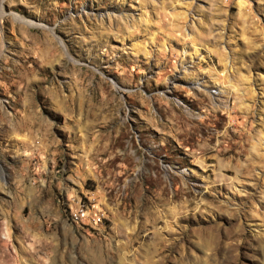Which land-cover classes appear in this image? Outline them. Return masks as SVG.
<instances>
[{
	"label": "rangeland",
	"instance_id": "rangeland-1",
	"mask_svg": "<svg viewBox=\"0 0 264 264\" xmlns=\"http://www.w3.org/2000/svg\"><path fill=\"white\" fill-rule=\"evenodd\" d=\"M0 264H264V0H0Z\"/></svg>",
	"mask_w": 264,
	"mask_h": 264
},
{
	"label": "built area",
	"instance_id": "built-area-1",
	"mask_svg": "<svg viewBox=\"0 0 264 264\" xmlns=\"http://www.w3.org/2000/svg\"><path fill=\"white\" fill-rule=\"evenodd\" d=\"M70 213H67L70 218H75L78 220V223L94 222L101 223L103 222V213L100 210H97V217H89L88 202L83 200L81 197L77 198L74 201V204L70 203Z\"/></svg>",
	"mask_w": 264,
	"mask_h": 264
},
{
	"label": "bare ground",
	"instance_id": "bare-ground-1",
	"mask_svg": "<svg viewBox=\"0 0 264 264\" xmlns=\"http://www.w3.org/2000/svg\"><path fill=\"white\" fill-rule=\"evenodd\" d=\"M88 210H89V206H88ZM89 217H97V213H96V214H93V212L91 213V212L89 211ZM72 219H73V221L78 222L77 219H75V218H72Z\"/></svg>",
	"mask_w": 264,
	"mask_h": 264
}]
</instances>
